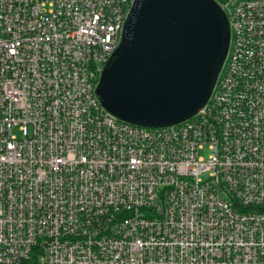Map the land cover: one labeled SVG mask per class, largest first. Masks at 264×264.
I'll list each match as a JSON object with an SVG mask.
<instances>
[{
  "label": "built area",
  "instance_id": "1",
  "mask_svg": "<svg viewBox=\"0 0 264 264\" xmlns=\"http://www.w3.org/2000/svg\"><path fill=\"white\" fill-rule=\"evenodd\" d=\"M135 0H0V264H264V0H216L206 104L148 127L97 85Z\"/></svg>",
  "mask_w": 264,
  "mask_h": 264
},
{
  "label": "water",
  "instance_id": "2",
  "mask_svg": "<svg viewBox=\"0 0 264 264\" xmlns=\"http://www.w3.org/2000/svg\"><path fill=\"white\" fill-rule=\"evenodd\" d=\"M229 40L228 19L216 0H135L97 93L126 122L181 123L210 98Z\"/></svg>",
  "mask_w": 264,
  "mask_h": 264
}]
</instances>
